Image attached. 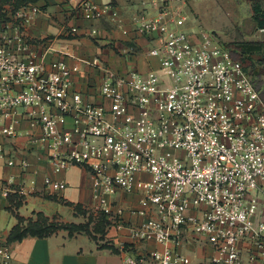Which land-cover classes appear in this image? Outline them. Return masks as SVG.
<instances>
[{
	"label": "built area",
	"instance_id": "1",
	"mask_svg": "<svg viewBox=\"0 0 264 264\" xmlns=\"http://www.w3.org/2000/svg\"><path fill=\"white\" fill-rule=\"evenodd\" d=\"M177 1L156 0L154 14L130 17L134 31L155 40L147 53L157 67L121 73L97 56L76 58L97 71L101 100L91 102L70 89L77 64L46 63L44 51L28 41L25 28L39 7L31 0H0V135H26L28 144L47 149L55 172L85 167L89 208L111 222L123 224V207L113 195H138V212L147 216L130 225V236L161 247L136 255L122 246L121 264H192L182 250L189 242L211 247L200 264H242L244 252L245 264H264V103L230 48L203 28H184L185 0ZM77 8L88 20L104 14L93 0ZM109 19L129 33L115 10ZM127 51L134 52L132 43ZM65 116L70 126L59 125ZM23 121L31 129H21ZM0 158L15 162L1 140ZM27 166L21 158V171ZM42 184L48 191L66 186L49 176ZM35 186L34 178L29 185L7 178L0 180V193L24 199ZM10 261L0 232V264Z\"/></svg>",
	"mask_w": 264,
	"mask_h": 264
},
{
	"label": "crops",
	"instance_id": "2",
	"mask_svg": "<svg viewBox=\"0 0 264 264\" xmlns=\"http://www.w3.org/2000/svg\"><path fill=\"white\" fill-rule=\"evenodd\" d=\"M31 1L39 7V12L25 28L28 41L40 52L44 51L46 63L49 60L60 59L69 65H78L70 89L80 91L85 100L91 102L101 100L94 87L98 82V74L92 66L77 62V57L97 56L121 73L126 72L127 69L144 72L149 68L157 67L156 57L147 53L155 40L149 35L138 34L129 25L130 17L137 12L154 14L158 9L156 0H93L104 8V14L96 20L82 17L77 8L81 0ZM187 1L190 3L191 11L195 13L201 4L208 3L211 6L217 5L218 1L224 3L229 0ZM168 3L174 6L178 1L168 0ZM110 9L116 11L118 18L128 28L127 35L121 33L114 21L109 19ZM214 9L218 10L217 7ZM72 27H76L77 30L71 31ZM91 28H95L96 32L91 33ZM185 28L196 30L195 21L185 24ZM131 43L135 47L133 53L127 51V46ZM52 111L58 114L54 108ZM71 123L68 116H65L63 121H59V125L70 126ZM19 127L31 129L26 121H23ZM33 131L38 132L36 129ZM27 138L26 135H18L14 138L0 135V140L6 145V151L14 153L15 161L14 164L8 165L0 158V180L11 178L13 184H17L23 179L27 185L31 178L36 180L35 189L22 199L16 211L25 217L33 216V212L36 211L52 217L56 213L65 216L68 209L75 211L76 205L92 206L90 172L79 165H71L59 172L53 171L46 158L47 149H39L28 144ZM37 152L41 154V159L36 158ZM21 158L29 161L25 172L20 169ZM44 176L63 180L66 184L65 188L60 191L46 190L42 184ZM113 201L123 207V224L119 225L109 220L102 227V232L92 231L97 237L85 232L69 234L68 230L64 229L47 236L26 235L9 242L10 264H121L123 247L136 255L161 247L156 241L140 240L130 236V225L141 222L147 216L138 212L142 207L138 203L136 193L118 190L113 195ZM9 205V199L0 193V232L4 236H7L16 222L15 216L8 208ZM58 219L60 218L57 217L56 220ZM182 250L192 253V264H195L196 258L208 257L212 253L209 245H198L193 242L183 245ZM245 258L244 252L242 264H245Z\"/></svg>",
	"mask_w": 264,
	"mask_h": 264
},
{
	"label": "rangeland",
	"instance_id": "3",
	"mask_svg": "<svg viewBox=\"0 0 264 264\" xmlns=\"http://www.w3.org/2000/svg\"><path fill=\"white\" fill-rule=\"evenodd\" d=\"M217 3V5L211 6L208 3L201 4L193 13L190 3L185 0L184 12L187 19L185 24L195 21L196 29L203 28L213 33L222 45L238 53H242V51L249 53L253 62L246 68L264 101V28L257 27L253 18V6L257 4L264 9V0H229L224 1V3L219 1ZM216 7L218 8L217 11L214 9ZM240 61L242 62L241 59ZM68 210L64 214L65 216L60 213L53 215L55 220L58 217L61 219L58 221L75 222L83 225L88 231H94V222H99L100 211L90 209L87 206H84L83 209L75 208V211ZM95 230L99 232V226H96ZM91 236L97 237L93 233ZM186 253L192 257V253ZM206 260L207 257L196 258L195 264H200Z\"/></svg>",
	"mask_w": 264,
	"mask_h": 264
},
{
	"label": "trees",
	"instance_id": "4",
	"mask_svg": "<svg viewBox=\"0 0 264 264\" xmlns=\"http://www.w3.org/2000/svg\"><path fill=\"white\" fill-rule=\"evenodd\" d=\"M253 18L256 21L257 27L264 28V9H262L257 4L253 6ZM231 52L234 57L236 58L239 57L242 60L244 67H247L249 64L253 62L251 55L247 53L246 51H242V53H238V52H235L234 50H231ZM7 198L9 199V202H10V205L8 206V208L10 209V211L16 218L15 224L10 228L9 233L6 236V240L8 242L12 240L21 239L22 237L26 235L47 236L60 229L68 230L69 234H72L73 232H85L91 235L92 233V231L90 230L88 231V229H86L81 224H78L75 222H61V221L55 220L54 216L49 217L41 211L33 212L34 216L25 217L23 215H20L16 211V209L22 203V197L16 193H11L9 194ZM75 208L83 209L84 206L76 205ZM99 217H100V219H98L99 222L98 223L94 222V227H93L94 231H96L95 230L96 226H99V229L101 231L105 223L109 221L106 214L103 213L102 211H100Z\"/></svg>",
	"mask_w": 264,
	"mask_h": 264
}]
</instances>
